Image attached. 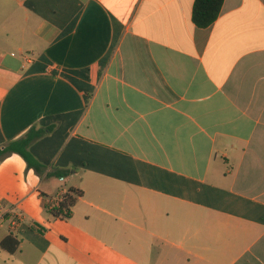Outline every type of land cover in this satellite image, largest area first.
<instances>
[{
	"label": "crops",
	"instance_id": "crops-1",
	"mask_svg": "<svg viewBox=\"0 0 264 264\" xmlns=\"http://www.w3.org/2000/svg\"><path fill=\"white\" fill-rule=\"evenodd\" d=\"M195 1L0 0L20 51L0 38V147L47 129L28 203L0 197V243L20 240L0 264H264V0L206 28ZM16 156L2 182H23ZM71 188L55 218L46 197Z\"/></svg>",
	"mask_w": 264,
	"mask_h": 264
},
{
	"label": "trees",
	"instance_id": "trees-1",
	"mask_svg": "<svg viewBox=\"0 0 264 264\" xmlns=\"http://www.w3.org/2000/svg\"><path fill=\"white\" fill-rule=\"evenodd\" d=\"M224 0H196L193 8V22L200 28L211 26L220 16ZM50 130V129H49ZM47 133V129L33 126L23 137L7 143L0 147V158L9 154L20 155L29 168H33L38 172H42L43 165L30 151V146L36 140L40 139ZM83 192L81 190L69 189L67 200L62 208L52 212V215L58 219L69 218L71 216V208L76 204ZM63 210H66V217L63 216ZM20 246V240L13 234L6 237L0 243V249L9 253H14Z\"/></svg>",
	"mask_w": 264,
	"mask_h": 264
},
{
	"label": "rangeland",
	"instance_id": "rangeland-1",
	"mask_svg": "<svg viewBox=\"0 0 264 264\" xmlns=\"http://www.w3.org/2000/svg\"><path fill=\"white\" fill-rule=\"evenodd\" d=\"M0 38H2L5 42V44H2V47H8L9 51L13 50L16 53H19V47H18V39L14 36V35H10L8 36L7 33H5V30L0 29ZM24 53H27L29 55H32L31 53H29L28 51H24ZM4 51L3 49L0 50V56H4ZM17 59H19V56H17ZM15 73H8L7 75H5V68L1 67L0 64V89L6 88L7 85L15 78ZM14 159H18L19 162L12 161L11 163H13V166H18L20 167L19 171L23 172V175L21 177V179L23 180V182L20 184H18L16 181V178L8 175L5 178V181L2 182L0 179V197L4 199V204H10V206H12L13 208H18L21 209L24 205H26L28 202L25 201V196L30 192V185L34 186L33 184H35V182L39 181V176L36 175L34 176V178L29 179L27 181L25 174L26 171L25 170V165L26 162L20 158L19 156H16V158ZM9 162H0V172L1 169L3 168L4 165H6ZM22 166V168H21ZM27 169V168H26ZM37 185V184H36ZM1 213V211H0ZM3 223L5 226H8L10 224L9 221H1L0 219V224Z\"/></svg>",
	"mask_w": 264,
	"mask_h": 264
},
{
	"label": "built area",
	"instance_id": "built-area-1",
	"mask_svg": "<svg viewBox=\"0 0 264 264\" xmlns=\"http://www.w3.org/2000/svg\"><path fill=\"white\" fill-rule=\"evenodd\" d=\"M12 55H15V53H13ZM25 60L27 61H30L28 59L25 58ZM63 180V178H62ZM67 194H68V191H60L58 192L56 195L54 196H50V197H46L45 199V208L50 212H54V211H57L59 209L62 208L63 204L66 202L67 200ZM63 216L66 217V210H63ZM22 215L19 214L16 216V218L13 220V223H12V229L15 230L16 229V226L21 222L22 220ZM64 219H67V218H64Z\"/></svg>",
	"mask_w": 264,
	"mask_h": 264
}]
</instances>
